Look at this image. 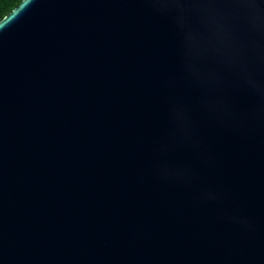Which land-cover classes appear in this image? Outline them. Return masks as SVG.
I'll use <instances>...</instances> for the list:
<instances>
[{"label":"water","instance_id":"1","mask_svg":"<svg viewBox=\"0 0 264 264\" xmlns=\"http://www.w3.org/2000/svg\"><path fill=\"white\" fill-rule=\"evenodd\" d=\"M180 68L152 0L0 20V264H264V110L233 85L204 112ZM176 100L195 148L164 152Z\"/></svg>","mask_w":264,"mask_h":264},{"label":"clouds","instance_id":"2","mask_svg":"<svg viewBox=\"0 0 264 264\" xmlns=\"http://www.w3.org/2000/svg\"><path fill=\"white\" fill-rule=\"evenodd\" d=\"M155 12L169 18L180 37L178 80L199 89L204 112L230 103L228 94L239 86L254 110H264V0H152ZM172 132L161 151L194 149V121L181 101L170 106ZM191 174L184 165H165L162 175Z\"/></svg>","mask_w":264,"mask_h":264},{"label":"trees","instance_id":"3","mask_svg":"<svg viewBox=\"0 0 264 264\" xmlns=\"http://www.w3.org/2000/svg\"><path fill=\"white\" fill-rule=\"evenodd\" d=\"M21 0H0V20L8 14Z\"/></svg>","mask_w":264,"mask_h":264}]
</instances>
